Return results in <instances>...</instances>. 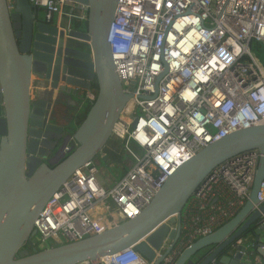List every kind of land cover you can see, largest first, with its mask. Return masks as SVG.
Masks as SVG:
<instances>
[{"label": "built area", "instance_id": "built-area-1", "mask_svg": "<svg viewBox=\"0 0 264 264\" xmlns=\"http://www.w3.org/2000/svg\"><path fill=\"white\" fill-rule=\"evenodd\" d=\"M6 1L12 11L16 0ZM28 2L47 21L87 19L85 6L69 0ZM107 42L122 90L130 95L112 136L141 154L111 188L99 183L94 161L65 181L33 223L51 248L136 218L203 148L264 125V69L251 51V44H264V0H119ZM75 147L71 138L63 155ZM259 158L258 151L247 152L212 171L185 204L180 237L162 264H174L236 216L249 198ZM257 201L254 210L264 205V180ZM259 224L264 227V214ZM234 253L231 245L219 257ZM81 264L152 263L131 247ZM256 264H264V256Z\"/></svg>", "mask_w": 264, "mask_h": 264}, {"label": "water", "instance_id": "water-1", "mask_svg": "<svg viewBox=\"0 0 264 264\" xmlns=\"http://www.w3.org/2000/svg\"><path fill=\"white\" fill-rule=\"evenodd\" d=\"M69 1L85 6L83 31L47 21L28 0H16L12 11L0 0V264H81L131 247L146 261L162 264L180 237V214L189 198L215 168L252 151L260 158L245 205L185 249L174 264H239L250 250L264 256L259 243L264 227H253L264 214V205L254 210L264 180V125L236 131L203 148L175 170L136 218L81 241L40 252L33 248L36 217L77 169L101 154L130 100L107 42L119 0ZM33 77L43 86L34 98ZM94 84L97 95L83 121L67 134L66 122L73 116L65 106H75L72 99ZM71 138L76 147L64 156ZM231 245L233 258L219 257Z\"/></svg>", "mask_w": 264, "mask_h": 264}, {"label": "rangeland", "instance_id": "rangeland-1", "mask_svg": "<svg viewBox=\"0 0 264 264\" xmlns=\"http://www.w3.org/2000/svg\"><path fill=\"white\" fill-rule=\"evenodd\" d=\"M84 24V23H82ZM251 51L253 53L254 56L257 57V49H255V47L251 46ZM261 54L258 58L260 64L262 65L263 69H264V45H261L260 48ZM94 94L95 96L97 95V87L94 84ZM78 100V98H76ZM66 109V107H65ZM72 113L75 114L74 110L71 111ZM70 112V113H71ZM86 109L82 108L79 112H76L75 115H77V122L76 120L73 122H70V120H68L66 122V124H69V128H67L66 133L67 134H73L75 129L79 126V124L83 121L85 115H86ZM72 116V114L70 115ZM109 141L115 143V147H113L115 149V151L112 153H109L110 157L109 159H106V163L101 161L102 157H105V148H107L106 146H108L107 144L105 145V150L103 149V152H101V157L100 155H98L95 159H94V164L96 166L97 169V179L99 181V183L105 187H113L114 182L118 181L121 175V172L126 171L129 167V165L135 163V157H139L140 156V151L137 150L134 146H130L129 149H125L123 146V142L118 140L115 136H111ZM108 141V142H109ZM60 147V146H59ZM58 147V149H59ZM55 150V153L57 152V150ZM34 246L33 248L36 249L38 252L46 250L48 248H51V244L48 242H41L38 236H35L34 238ZM259 243H261L262 245H264V231H262V233L260 234L259 237ZM30 253H31V248L28 247ZM249 252H251L250 254H248L247 256H245L242 260L241 264H256V261L261 257L259 253H257L255 250L252 251L250 250Z\"/></svg>", "mask_w": 264, "mask_h": 264}, {"label": "crops", "instance_id": "crops-1", "mask_svg": "<svg viewBox=\"0 0 264 264\" xmlns=\"http://www.w3.org/2000/svg\"><path fill=\"white\" fill-rule=\"evenodd\" d=\"M85 47V45H84ZM35 82L34 77L32 78V85L30 88V93H31V97L34 98L38 91L40 90V87L43 86H39L37 85ZM95 98V94H94V86L92 85L91 88L86 91L85 93H83L82 97H80L78 100L77 99H72V102H75L76 105L73 106V104L70 102L69 103V107L71 110H74V112H79L82 108L86 109V111H88L90 104H91V100H93ZM87 113V112H86Z\"/></svg>", "mask_w": 264, "mask_h": 264}, {"label": "flooded vegetation", "instance_id": "flooded-vegetation-1", "mask_svg": "<svg viewBox=\"0 0 264 264\" xmlns=\"http://www.w3.org/2000/svg\"><path fill=\"white\" fill-rule=\"evenodd\" d=\"M63 23H65V24H67V26H69L70 28H72V29H75V30H78V31H83L85 28L83 27L84 26V24H82L83 22H80V21H78V20H76V19H72V20H70V21H68L67 23L66 22H63ZM66 107V111H69V113L72 111L71 109H70V107L69 106H65ZM71 114H72V116H73V119H72V122L73 121H75L76 120V122H77V115H75L74 113H72L71 112ZM0 117H1V115H0ZM115 151V149H113V150H111V152L110 153H112L113 154V152ZM103 152V151H102ZM105 154H107V155H105V157L107 158V159H109V153H105ZM100 157H101V154H100ZM105 162V161H104ZM260 226V224H259V220H258V222H256L254 225H253V227H254V229H256V228H258ZM23 249H26V250H28L29 251V249H28V246H24V248ZM32 250V249H31Z\"/></svg>", "mask_w": 264, "mask_h": 264}, {"label": "trees", "instance_id": "trees-1", "mask_svg": "<svg viewBox=\"0 0 264 264\" xmlns=\"http://www.w3.org/2000/svg\"><path fill=\"white\" fill-rule=\"evenodd\" d=\"M84 28H86V26H85V23H84V26H83ZM261 45H264V44H259V43H253V44H251V46L253 47H255V49H257V52H258V54H257V57L259 58V56H260V54H261V51H260V48H261ZM108 146H106L107 148H105L104 150H105V152H111V150H113L114 148L113 147H115V143H113V142H111V141H109L108 142V144H107ZM110 155V154H109ZM106 163V162H105ZM127 172V170L126 171H123V172H121V175H120V177H122L123 175H125V173Z\"/></svg>", "mask_w": 264, "mask_h": 264}, {"label": "bare ground", "instance_id": "bare-ground-1", "mask_svg": "<svg viewBox=\"0 0 264 264\" xmlns=\"http://www.w3.org/2000/svg\"><path fill=\"white\" fill-rule=\"evenodd\" d=\"M79 45H80L79 48L83 50L84 44L83 43H80Z\"/></svg>", "mask_w": 264, "mask_h": 264}, {"label": "clouds", "instance_id": "clouds-1", "mask_svg": "<svg viewBox=\"0 0 264 264\" xmlns=\"http://www.w3.org/2000/svg\"><path fill=\"white\" fill-rule=\"evenodd\" d=\"M121 135H123V133H121ZM137 139H142V136H138Z\"/></svg>", "mask_w": 264, "mask_h": 264}]
</instances>
